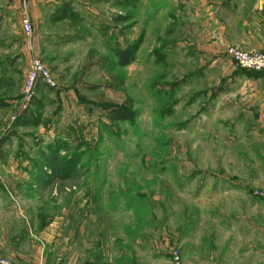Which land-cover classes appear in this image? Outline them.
<instances>
[{"label": "rangeland", "instance_id": "1", "mask_svg": "<svg viewBox=\"0 0 264 264\" xmlns=\"http://www.w3.org/2000/svg\"><path fill=\"white\" fill-rule=\"evenodd\" d=\"M60 3L37 28L67 40L36 54L21 27L31 3L0 0V186H32L38 223L60 218L81 264H246L248 237L227 222L264 225V142L238 111L261 95L228 50L264 51L238 45L234 24L224 49L189 0ZM139 40L120 65L115 50ZM34 57L56 86L40 82L23 109ZM116 199L125 211L110 212ZM87 216L95 223L82 236Z\"/></svg>", "mask_w": 264, "mask_h": 264}, {"label": "crops", "instance_id": "2", "mask_svg": "<svg viewBox=\"0 0 264 264\" xmlns=\"http://www.w3.org/2000/svg\"><path fill=\"white\" fill-rule=\"evenodd\" d=\"M20 4L19 0H16ZM195 3L192 7L195 23L210 29L218 36L216 39L221 42L223 48L229 45V28H242V36L235 38V42L254 51H264V0H189ZM67 2V1H66ZM187 3V0H183ZM64 3L51 0H34L29 5V14L33 23L34 35L31 39H25L33 53L44 45L59 44L67 40V34L51 35V33L38 30L39 21L45 17H52L55 10L62 8ZM65 8V7H64ZM222 19H230L229 22ZM249 21L251 24H249ZM22 27V24H21ZM74 35V33H71ZM79 34V33H78ZM71 35V36H72ZM221 58H215L213 64ZM50 60V59H49ZM225 61V60H224ZM245 77V81L257 85L259 99L254 104H246L239 107V116L245 121L252 122L249 132L257 142H264V74L259 73L251 78ZM243 77V78H244ZM233 81V79L229 80ZM235 122V120H232ZM254 131H251L253 130ZM256 136V137H255ZM45 173V171H43ZM35 171L29 175L22 171H7L9 178H42L41 173ZM47 173V172H46ZM28 174V176H27ZM8 185L0 186V252L8 257L15 264H81L80 257L75 248L70 244H64L68 238L65 234L63 221L56 217L47 223H38L37 218L43 216L39 211L31 208L33 200L28 199V193H33V187L23 181H13ZM45 188V187H40ZM28 192V193H27ZM109 205L110 212L125 211L120 199ZM138 200L131 199V202ZM138 202V201H137ZM134 206V205H132ZM36 212V213H35ZM95 223L92 218L83 217L77 224L80 235L88 232L90 225ZM237 224H241L242 237H248L245 242L247 247L242 250V258L246 264H264V225L258 224L249 217L234 218L232 215L227 222L228 229L234 230ZM257 238L256 243L250 244L249 237ZM245 237V238H246ZM54 238V239H53ZM56 240L53 246L51 244ZM63 241L62 243H60Z\"/></svg>", "mask_w": 264, "mask_h": 264}, {"label": "built area", "instance_id": "3", "mask_svg": "<svg viewBox=\"0 0 264 264\" xmlns=\"http://www.w3.org/2000/svg\"><path fill=\"white\" fill-rule=\"evenodd\" d=\"M23 4H29L34 0H20ZM61 2L63 0H51ZM25 14L21 20L22 29L26 38H30L33 35V23L29 14L28 5H25ZM229 57L234 60L241 69L256 71L264 74V52L256 54H250L246 51H242L236 48H229ZM42 82L50 87H55L56 83L50 77L49 71L45 66L43 60L39 57H34L29 65L25 83H24V104L23 109L29 105V103L35 99L36 88L38 84ZM258 195L264 198V193L257 192ZM0 264H15L10 260L5 259L0 255Z\"/></svg>", "mask_w": 264, "mask_h": 264}, {"label": "trees", "instance_id": "4", "mask_svg": "<svg viewBox=\"0 0 264 264\" xmlns=\"http://www.w3.org/2000/svg\"><path fill=\"white\" fill-rule=\"evenodd\" d=\"M139 48H140V40L133 43V44L127 45L124 48L118 47L115 50V54L117 56L118 63L120 65L124 66V65H128L131 62H133L136 58V54H137ZM244 71H246L247 75H249V76H256L257 74L260 73V72L249 71V70H244Z\"/></svg>", "mask_w": 264, "mask_h": 264}]
</instances>
